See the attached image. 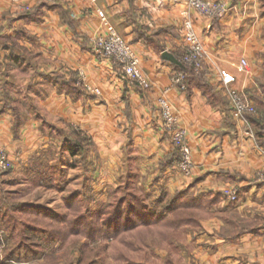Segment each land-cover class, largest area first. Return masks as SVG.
I'll return each instance as SVG.
<instances>
[{"label": "crops", "instance_id": "1", "mask_svg": "<svg viewBox=\"0 0 264 264\" xmlns=\"http://www.w3.org/2000/svg\"><path fill=\"white\" fill-rule=\"evenodd\" d=\"M210 1L224 3L228 13L211 20L190 9L186 0H0V147L12 162L7 172L28 167L35 155L57 146L61 134L73 154L84 150L88 190L75 191L83 213L111 206L113 202L94 206L108 200L111 184L138 195L156 212L178 193L207 203L205 209L194 210L195 223L167 237L150 236L147 244L140 239L141 246L131 238L136 248H144L133 252L136 264H264V134L252 117L247 125L233 116L218 87L219 71L232 74L233 86L257 110L253 117L264 119V0ZM98 10L133 46L150 89L95 53L94 40L105 31ZM187 13L207 58L195 74L198 79L173 87L167 98L187 132L193 159L188 177L178 169L180 155L163 129L158 106L172 75L182 67L165 60L163 53L181 58ZM242 60L247 66L241 71ZM80 72L100 94L84 89ZM77 135L84 140L80 148L73 147ZM229 188L238 192L235 203L224 196ZM66 197L63 204L70 213ZM40 209L63 216L51 207ZM34 227L37 232L26 241L51 246L30 249L36 252L34 259L21 249V261L5 264H77L88 259V242H63L50 233L59 228L54 224ZM21 230L31 228L24 223ZM1 231L0 238L5 234ZM103 248V258L95 260L115 264L109 247Z\"/></svg>", "mask_w": 264, "mask_h": 264}, {"label": "rangeland", "instance_id": "2", "mask_svg": "<svg viewBox=\"0 0 264 264\" xmlns=\"http://www.w3.org/2000/svg\"><path fill=\"white\" fill-rule=\"evenodd\" d=\"M80 73L79 77L81 78ZM64 136L60 134V139L59 137L57 138V146H50L42 152L40 156L35 155L29 160L30 163L28 167L24 168L22 166L15 171L5 172L0 175V230L5 233L1 236L0 258L7 263L9 260L16 262L21 261L19 260L21 257L19 255L21 249L24 254H27L29 259H34L37 256L36 252L38 250L51 246V243H47L48 246L46 247H39L34 244L31 245V243H29L30 241L27 242L26 240L28 238L32 239L33 236L31 237V232L28 231L24 233L23 230H21V225L24 224V221L31 222L34 220V217L44 218V215L49 216V213L45 212L41 214L39 212V210H42L40 208L45 207H51L61 212L64 216H61L62 218L71 217V212L69 213L64 207L63 197L76 194L75 191L78 190L80 192L82 188L88 190L84 183L87 176L84 150H77L76 153L73 154L72 151L66 147L67 143L63 140ZM76 140L75 142H77ZM95 184L96 183L93 184L94 188ZM108 187L107 193H109V196H107L108 200L105 202L106 204L97 202L94 206L100 208V206H105L110 202H114V199L121 196L126 190L124 187L120 186L115 188L112 184L108 185ZM116 193L118 194L116 195ZM83 206L82 204V212ZM26 233L28 235H24ZM9 234H11V237L7 238L6 236ZM82 241L91 244L90 246L88 245L89 247L86 251L88 259H85L82 263L78 262L77 264H99L100 262L96 261L95 258H98L99 255H102L103 258L102 249L105 248H103V246H108V244L112 242L110 239L104 240L99 238L98 240H90L84 237L73 243L79 245ZM30 249H34L36 252L30 253ZM17 252L18 255L15 256ZM10 253L12 258L9 257L10 255H7ZM46 264L65 263H52L48 261ZM72 264H75V262L73 261ZM102 264L105 263L103 262Z\"/></svg>", "mask_w": 264, "mask_h": 264}, {"label": "built area", "instance_id": "3", "mask_svg": "<svg viewBox=\"0 0 264 264\" xmlns=\"http://www.w3.org/2000/svg\"><path fill=\"white\" fill-rule=\"evenodd\" d=\"M92 1L94 2L95 0ZM186 3L190 9L195 10L200 15L211 20L221 19L229 11L228 6L222 2H214L210 0H186ZM97 14L105 27V31L104 33L98 34L94 40L95 53L114 61L123 72L124 76L129 80L137 83L145 90L150 89L151 83L147 76L141 71L140 58L136 54L133 46L125 41L114 27L108 23L103 11L98 10ZM182 36L186 49L181 56V61L190 66L195 74H199L203 70L204 62L207 58V51L204 43L195 31L193 21L188 13L182 24ZM246 66L247 62L242 60L240 70H245ZM80 74L84 89L94 94H100V90L88 85L85 82V75L82 72ZM219 75L221 81L218 87L228 98L233 116L249 125V118L257 114L254 104L247 99L246 95L233 86L236 79L232 74L226 71H219ZM186 80L187 77L185 73L180 71L174 72L170 80L171 86L167 88L159 98L158 106L163 122V129L170 135L173 148L178 151L180 155L178 169L184 176L188 177L192 174L193 159L191 149L186 143L187 132L179 125L178 117L167 98L168 93L173 87L184 84ZM261 152L264 156V148ZM11 168L12 162L9 159L7 151L0 147V175L4 174ZM260 178L264 180V169L260 173ZM224 196L231 203L238 201V192L235 188L224 190Z\"/></svg>", "mask_w": 264, "mask_h": 264}, {"label": "trees", "instance_id": "4", "mask_svg": "<svg viewBox=\"0 0 264 264\" xmlns=\"http://www.w3.org/2000/svg\"><path fill=\"white\" fill-rule=\"evenodd\" d=\"M178 60L181 62L182 67H178L177 71L185 73L187 80L198 79L190 66L184 64L181 58ZM252 122L264 134V119L252 117ZM78 137L77 135L76 141L78 143L73 142L74 148L82 146L81 142L83 140ZM65 202L70 209L71 217L64 219L52 213L49 216L44 215V218L34 217L31 222L24 221L25 224L30 226V232H37L33 229L36 225L54 224L59 228L50 231V233L59 237L63 242L67 240L75 242L84 237L90 240L110 239L112 242L108 244V247L115 264H136L133 252L136 253L144 249L143 246L138 248L142 245L139 242L140 239H143L142 241L147 244L150 236L167 237L168 232H173L174 229H178L185 224L195 223L198 218H196L197 213L194 212L196 208L202 207L205 209L207 207L205 206L206 202L185 199L183 193H178L159 212L151 211L138 195L128 190L117 197L109 208L94 213L82 212V202L76 194L67 196ZM200 204L202 205L200 206ZM39 212L41 214L45 213L42 210H39ZM166 213H172L171 217L167 218ZM62 223L63 227H60ZM131 238H135L139 243L137 248L131 242ZM0 264H5V261L1 258Z\"/></svg>", "mask_w": 264, "mask_h": 264}, {"label": "water", "instance_id": "5", "mask_svg": "<svg viewBox=\"0 0 264 264\" xmlns=\"http://www.w3.org/2000/svg\"><path fill=\"white\" fill-rule=\"evenodd\" d=\"M163 58L175 65H178V66H182L181 65V62L179 60H177L173 55H171L170 53L168 52H164L163 53Z\"/></svg>", "mask_w": 264, "mask_h": 264}]
</instances>
